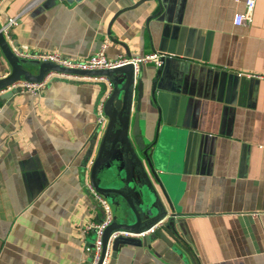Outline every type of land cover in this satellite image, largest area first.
Returning <instances> with one entry per match:
<instances>
[{
	"label": "crops",
	"instance_id": "obj_1",
	"mask_svg": "<svg viewBox=\"0 0 264 264\" xmlns=\"http://www.w3.org/2000/svg\"><path fill=\"white\" fill-rule=\"evenodd\" d=\"M245 2L0 1V27L17 19L11 51L84 61L106 42L111 60L164 56L154 83L160 67H139L140 129L161 147L189 250L122 239L114 264H264V81L251 77L264 73V0L235 26ZM9 73L0 51V79ZM109 89L106 79L49 74L39 95L2 94L0 264H88L82 231L101 213L85 186L96 147L88 163L87 154Z\"/></svg>",
	"mask_w": 264,
	"mask_h": 264
},
{
	"label": "water",
	"instance_id": "obj_2",
	"mask_svg": "<svg viewBox=\"0 0 264 264\" xmlns=\"http://www.w3.org/2000/svg\"><path fill=\"white\" fill-rule=\"evenodd\" d=\"M0 51L10 66V73L0 79V93L21 81L41 83L49 74L102 78L110 84L111 90L103 105L107 124L99 139L100 130L94 133L87 154L88 163L96 147V154L89 168V182L92 188L108 200L114 214L116 212L121 216L118 220L113 219L104 233L103 256L113 232L141 234L154 228L159 222H164L163 226L153 234L140 239L120 237L113 242L114 246L122 239L134 240L147 248L160 241L178 254L187 253L189 249L176 231L179 213L177 214L171 196L173 179L169 177L160 161L161 147H157L156 141H147L140 129L144 80L142 76H138L139 69L137 74L132 65L83 72L46 62L19 60L12 54L11 47L2 33ZM27 65L38 68V73L31 74L24 68ZM160 73L161 67L157 70L153 83ZM8 93L16 94L17 91ZM2 94L0 101L5 97ZM104 173L110 174L113 185H101L100 178ZM114 246L109 264H114L119 250L114 251Z\"/></svg>",
	"mask_w": 264,
	"mask_h": 264
},
{
	"label": "built area",
	"instance_id": "obj_3",
	"mask_svg": "<svg viewBox=\"0 0 264 264\" xmlns=\"http://www.w3.org/2000/svg\"><path fill=\"white\" fill-rule=\"evenodd\" d=\"M254 0H246L245 2V11L243 13H237L233 17V25L235 26H243L247 25L251 22V14L254 9ZM17 19L11 18L8 19L6 24L0 29V33H2L5 38H9L11 29L16 25ZM107 47L106 42L102 43L99 51L89 57L84 61H78L75 59H70L64 57L59 53H42V52H32L28 50L25 46H14L12 48V54L19 60L26 61H37L39 63H51L61 68L69 69V70H79L83 72L89 71H101V70H109L114 69L126 65H132L134 67L135 74H137L138 69L141 65H153L154 67H160L162 65L164 56L159 54H148L142 57H124L119 56L118 58L111 60L108 59L105 55V48ZM252 78L264 81V73L260 75H251ZM46 84V78L41 83H29L25 81H21L6 91L16 90L17 93H29L31 95H39L44 86ZM111 90V86L109 89V93ZM4 92H1L0 95ZM108 93V95H109ZM99 104L96 112V125L97 129L103 131L106 124L107 118L104 115L103 105L108 97ZM2 105L0 102V111ZM88 193L92 197L94 203L101 213V217L99 220L91 222L83 229L84 236L88 237L90 240L86 241L83 245V252L89 258L88 264H109L111 259V246L113 242L120 237L129 238V239H140L146 236H149L154 233L156 229L161 228L163 226V222H159L154 228L149 231L141 234H131L124 231H116L111 234L109 237L106 251L103 256V236L106 229L110 226L114 219V210L112 205L108 202V200L97 193L91 186L90 182L87 181L85 183Z\"/></svg>",
	"mask_w": 264,
	"mask_h": 264
}]
</instances>
